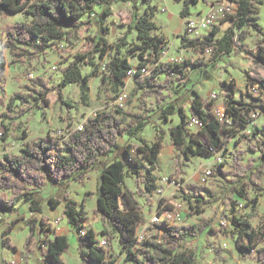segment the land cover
<instances>
[{
	"label": "trees",
	"instance_id": "1",
	"mask_svg": "<svg viewBox=\"0 0 264 264\" xmlns=\"http://www.w3.org/2000/svg\"><path fill=\"white\" fill-rule=\"evenodd\" d=\"M174 1L183 3L180 16L188 19L191 15V5H196L201 0ZM230 1L237 5V9L234 15L221 21V24L230 23L222 36L219 37L221 25H218L201 37H187L185 31V35L180 39L181 48L184 50H191L197 54L211 53L208 62L198 58L175 64L160 63L150 74H146L143 70L151 61L150 57L160 59L159 53L166 43L164 36L152 34L159 30L152 21L154 8H151L150 12L146 11L145 15L138 16V0H0V16L23 12L30 19L28 22L7 28L6 47L17 61L28 55L34 57L45 55L57 41L76 40L83 18L95 15L98 7L103 8L99 14L101 23L112 15L110 7L114 3H131L134 8L132 23L127 32L119 38L118 43L109 45L106 40L108 29H102L94 51L78 53L69 66L63 69V78L58 85L49 87L48 83H41L39 80V91L33 90V94L27 95L17 93L10 99L8 110L14 113V116L11 115L14 121L39 107V104L41 107H48L50 105L48 95L51 92H56L61 105L73 108L64 93V89L72 84L80 87L81 101L89 106L90 80L99 74L102 79L101 87L109 88L115 95L114 100L121 96V89L125 87L127 79L131 78L134 90L128 95L129 103L134 100L138 102L137 112L124 111L121 108L97 112L86 120L82 130L69 131L68 137L62 143L54 139L47 142L41 138L27 143L20 154L8 153L0 158V214L15 213L21 203L28 204L31 213L28 224L32 232L26 240L25 250L29 249L36 230L39 229L46 236L53 232L49 219L41 215V203L36 199L35 191L43 189L49 181L59 183L71 180L84 183L88 172L101 163V158L121 151L122 158L110 162L101 172L95 212L103 224L119 235L128 262L206 264L199 262L197 248L191 247L187 238L197 239L208 233H222L225 236L236 234V250L240 258L245 260L255 256V264H264V217L258 227L252 222L258 216L259 197L264 189L260 181L264 175V125H256L252 115L264 114V103L261 100H258V104L236 100L234 98L236 89L231 82L225 83L224 87L226 119L223 122L213 114V103L205 104L195 90L190 119L184 107L177 108L174 103L165 104L166 92H172L176 83L184 86L189 81L188 70L207 67L211 63L216 64L222 58H228L234 51L246 53L254 61L264 65V30L258 22V7L264 4V0ZM249 30H255L262 38L256 52L245 51L242 46L237 47L234 44L238 40L244 45ZM133 31L137 33L141 44L128 42ZM125 46H128L129 54L138 56L141 60L136 70L129 59L123 56ZM97 54L100 59L107 57L101 72L99 65L94 62ZM84 64L93 67L90 74H83ZM6 66L0 52V83L3 82ZM133 71L134 75H131ZM161 75L164 76L163 80L160 79ZM246 75L248 88L258 86L264 92L263 78L254 77L249 72ZM150 98L165 106L162 109L164 120L178 114L179 123L170 127L169 133L172 145L185 161H190L192 157L204 159L215 157L221 151L227 150L226 144L230 138H238V143L247 144L246 150L239 153L229 171L223 169L224 163L213 168L210 176L217 181L215 189L198 185H186L181 189L182 198L190 208L188 218L202 216L212 206H216L217 212L224 211L225 205L229 202L230 216L225 215V222L232 226V231L225 225L217 228L204 218L187 226L173 225L164 220L152 224L151 228L155 234L147 241H143L142 247L138 248L141 244L138 241V227L144 223L143 212L134 199V193L125 190V185L129 171L136 176L137 193L140 197L146 198L159 190L155 171L159 155L164 148V136L156 129V140L153 145H149L141 135L151 123L150 117L154 112L147 101ZM17 102L23 105L20 113L16 111ZM192 118H197L201 122L202 126L199 129L190 126ZM191 129L197 131H190ZM248 129L249 131L242 133ZM23 136L28 137L25 131ZM125 137L136 138L139 141L136 153L131 144L120 142ZM248 152L258 154L260 164L252 158L245 163L244 156ZM248 189L255 192L254 198L250 196ZM122 198L127 203V209L121 208ZM240 202H243L242 208L248 210L246 213H240ZM49 203L52 208H57L62 201L51 198ZM63 216L68 224L79 232L80 256L84 262L105 264V261L109 260L111 264L115 263L109 259L106 249L98 247L97 233L93 229L85 228L88 215L84 206L79 207L68 193L65 195ZM15 225L16 223H13L4 232L6 238L3 239V244L9 248H14L8 233L13 231ZM83 231L85 235H82ZM102 234L107 236L108 232L103 230ZM110 240L108 237L107 241ZM40 248L45 264H65L62 255L69 249L68 238L65 235H55L54 240L42 241ZM211 249L216 254V260H225L221 257L223 253L221 249L214 246Z\"/></svg>",
	"mask_w": 264,
	"mask_h": 264
},
{
	"label": "rangeland",
	"instance_id": "2",
	"mask_svg": "<svg viewBox=\"0 0 264 264\" xmlns=\"http://www.w3.org/2000/svg\"><path fill=\"white\" fill-rule=\"evenodd\" d=\"M138 0L139 11L138 16L145 15V12L154 8V16L152 21L156 23L159 30L152 33L156 36H164L166 43L159 53L160 59L155 56L150 57L151 61L144 68V73L150 74L160 63L175 64L181 63L189 59L203 58L208 62L211 53L197 54L191 50L181 48L180 39L185 35L186 19L180 16L183 8V3H176L174 0ZM219 1V0H217ZM112 15L101 23L99 14L103 8L98 7L95 15H87L82 20L81 28L77 31V38L71 42L57 41L46 52L45 55L34 57L28 55L21 61L15 60L10 49L6 47L7 28L15 26L23 22H28L30 19L23 13H15L0 16V52L6 61V70L4 72L3 82L0 83V158L5 154H20L21 150L27 143L38 141L44 138L50 142L56 140L62 143L68 137L71 130L78 129L86 120L94 116L97 112L103 110H114L121 108L124 111L137 112V100L129 103L128 95L134 90L133 80L127 79L126 85L121 89V96L114 100V93L109 88L101 87L102 79L98 74L90 80L89 106L81 101L80 87L76 84L67 86L64 89L66 100L73 106L69 108L61 105L58 102L56 92H51L48 95L50 105L46 108H34L32 111L22 115L16 121L11 118L14 113L9 112L8 106L11 97L14 94L21 93L27 95L33 90L39 91V80L41 83H48L49 87L56 86L63 78L62 71L74 60L78 53L94 51L96 41L103 32L102 29L107 28L106 40L109 45L118 43L128 30L134 8L131 3L117 2L110 7ZM191 15L189 18L196 17L199 13H206L208 8L203 0L196 5L190 7ZM259 24L264 30V4L258 7ZM221 25V33L229 28L230 23L225 22ZM128 42L131 44H141L137 38L135 31L130 35ZM262 38L255 30H249V36L244 42L238 40L234 43L237 47L242 46L246 51L256 52ZM128 46L123 48V56L127 57L131 62L134 70L141 63L138 56L129 54ZM107 57L100 59L98 54L95 56L94 62L99 65L100 72L103 70L104 63ZM212 64V63H211ZM209 64L207 67L188 70L187 76L189 81L184 86L179 84L174 85V90L170 93H165L167 102L165 104L174 103L177 108L184 107L189 119L191 118V104L194 98L193 90L197 91L202 97L204 103H213L212 109L222 108L225 103L224 87L225 83H234L236 100H242L244 103H259L258 100L264 103L263 95L252 96L247 87V73L249 72L254 77L264 79V65L257 63L246 53H238L234 51L228 58H222L216 64ZM93 70L92 66L87 64L82 65L83 74H90ZM134 73V71H133ZM163 80L164 76L161 75ZM35 82V83H34ZM213 92L219 93V99L212 102L211 95ZM150 107L154 109L150 117L151 123L144 129L141 135L147 140L149 145H153L156 140V129L164 136V148L159 155L157 169L155 175L158 178V192L150 194L148 197H140L137 193L136 176L127 171L125 190H130L134 193V199L139 203L143 212L144 223L138 227V233L145 236L144 242L149 237L155 234L151 226L153 223H161L164 220L169 221L173 225L187 226L197 223L201 218L211 221L212 225L219 227L225 225L229 231H232V226L225 222V215L230 216L231 205L227 202L225 210L217 212L216 206L209 207L202 216L188 218L190 208L188 203L182 198L181 189L186 185H198L215 189L217 181L212 177H206V170L225 164L224 170L229 171L233 161L238 157L239 153L246 150L247 144L239 142L238 138H230L227 140V150H223L215 157L204 159L200 157H192L190 161H185L183 157L175 150L172 145L169 128L179 123L178 114L169 116L168 120L162 117V109L164 105H160L154 98L147 100ZM17 113H20L23 105L17 102ZM256 125H264V114H260L256 120ZM157 126V128H155ZM23 131L28 135L24 138ZM190 131H197L196 129ZM249 131H242V133ZM121 143H129L135 149L140 145L136 138L125 137L120 140ZM122 158L121 151L101 158V163L90 172H88L84 183L79 181L64 180L63 182H47L43 189L35 191V197L41 203L43 217L49 219L52 224L53 232L49 236L43 234L39 229L35 231V236L29 246L25 250V243L31 234V228L28 224V219L31 217L28 204L21 203L15 213H2L0 219V264H45V259L40 248V244L45 240H54L55 235H65L68 238L69 249L62 255V260L65 264H95L86 263L80 256V236L75 227L68 224L67 219L63 216L65 206V195L69 194L70 198L74 199L79 207L84 206L88 215V221L85 223V228L93 229L97 233V239L110 237L108 246L105 248L108 252L110 260H114V264H132L127 260V254L119 241V235L112 229L103 224L100 216L96 214L97 199L99 196L100 175L103 168L114 161ZM254 159L257 164H260L258 154L248 152L245 156V163L248 159ZM179 159V160H177ZM170 179L173 183L166 181ZM264 188V175L260 178ZM249 190L250 196H256L253 190ZM51 198L60 199L62 203L57 208H52L49 200ZM240 213H246L243 207V202H240ZM121 208L127 209V203L122 198ZM264 217V189L259 197L258 216L252 220L254 226L258 227ZM61 219L58 226H55V221ZM158 218V221L155 219ZM16 223L13 231L8 233L10 243L14 248H9L3 244V239L6 238L4 232L7 228ZM58 228V229H57ZM108 232L107 236L102 234V231ZM234 234V233H233ZM236 234L225 236L222 233L204 234L197 239L187 238V242L191 247H196L199 255V262L206 264H255V256L243 260L240 258L236 250ZM143 242V243H144ZM138 248L142 247V244ZM222 250L221 257L225 260H216V254L211 247ZM137 248V249H138Z\"/></svg>",
	"mask_w": 264,
	"mask_h": 264
},
{
	"label": "built area",
	"instance_id": "3",
	"mask_svg": "<svg viewBox=\"0 0 264 264\" xmlns=\"http://www.w3.org/2000/svg\"><path fill=\"white\" fill-rule=\"evenodd\" d=\"M206 4L208 11L206 13H199L194 18H188L186 19V36L187 37H201L203 34L207 33L209 30L213 29L215 26H218L221 21L229 16H232L236 13L237 5L230 0H203ZM131 75H134L132 72ZM250 93L256 97L255 95H263L264 92H262L258 86L249 88ZM226 95V92H224ZM220 94L217 92H213L211 95L212 102H215V100L220 98ZM208 104V103H205ZM213 114L215 117L223 122L225 117V106L222 108H214ZM259 116V113H255L252 115L254 120H257ZM190 126L196 127L199 129L202 124L197 118L191 119ZM83 126V125H82ZM82 126H80L78 129L82 130ZM212 173V169L206 170L205 176L210 177ZM166 181L173 183L169 178L166 179ZM158 221V218L155 219ZM61 222V219H57L54 223L55 226H58ZM58 229V228H57ZM82 235H85V231L82 232ZM143 240H145V236L143 234L138 233V241L139 243H142ZM108 246V241L106 237H103L102 239H98V247L105 249ZM105 264H111L109 260L105 261Z\"/></svg>",
	"mask_w": 264,
	"mask_h": 264
},
{
	"label": "crops",
	"instance_id": "4",
	"mask_svg": "<svg viewBox=\"0 0 264 264\" xmlns=\"http://www.w3.org/2000/svg\"><path fill=\"white\" fill-rule=\"evenodd\" d=\"M18 210V209H17Z\"/></svg>",
	"mask_w": 264,
	"mask_h": 264
}]
</instances>
